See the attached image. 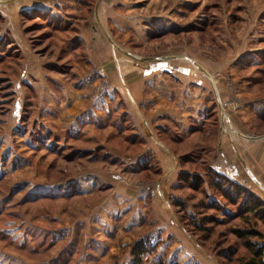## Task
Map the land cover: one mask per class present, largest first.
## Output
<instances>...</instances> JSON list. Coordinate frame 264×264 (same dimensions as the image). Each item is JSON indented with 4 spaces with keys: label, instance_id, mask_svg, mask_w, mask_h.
I'll use <instances>...</instances> for the list:
<instances>
[{
    "label": "crops",
    "instance_id": "crops-1",
    "mask_svg": "<svg viewBox=\"0 0 264 264\" xmlns=\"http://www.w3.org/2000/svg\"><path fill=\"white\" fill-rule=\"evenodd\" d=\"M115 2L0 0V74L4 65L9 70L0 81L4 78L16 95L12 115L21 120L25 114L35 116L36 109L34 123L43 125L47 144L74 149L76 160L87 157L91 164L124 167L123 175L85 176L106 181L97 187L111 191L112 207L121 206L100 208L107 215H119L111 217L114 229L121 230L123 248L133 245L120 264H134L137 246L145 251L141 264H222L199 236L188 232L179 210L185 202L181 185L224 178L245 185L264 204V144H234L211 123L216 109L211 108L209 82L202 77L175 76L170 65L155 72L149 71V64H115L105 29L107 18H114L108 10ZM46 38L56 40L64 63L38 54ZM99 66L108 71L106 94L99 93L101 78L91 70ZM176 67L183 74V67ZM207 132L216 142L200 144L198 154L180 153L189 139ZM116 140L123 149L107 144ZM98 154L104 155L102 161H97ZM203 155L209 156L203 171L185 166ZM141 174H148L141 183L150 185L149 194L143 193L140 182L132 181ZM109 233L106 242L93 238L98 244L92 250L93 264H113L121 257L113 249L119 237Z\"/></svg>",
    "mask_w": 264,
    "mask_h": 264
},
{
    "label": "rangeland",
    "instance_id": "rangeland-1",
    "mask_svg": "<svg viewBox=\"0 0 264 264\" xmlns=\"http://www.w3.org/2000/svg\"><path fill=\"white\" fill-rule=\"evenodd\" d=\"M108 11L114 18L108 17L104 23L109 46L115 51V64H149V71L155 72L165 71L170 65L175 68V76L202 77L209 82L206 87L211 108L216 109L211 123H217L221 133L234 144L244 147L264 144V0H116ZM37 51L41 57L64 63L56 40L46 38ZM160 64L166 66L161 68ZM176 66L183 67V74ZM92 68L93 74L101 78L99 93L106 94L110 87L105 78L108 71L100 66ZM3 71H9L6 65ZM3 76L0 74V78ZM3 79L0 81V264H93L92 250L98 247L97 239L93 238L103 237L106 242L109 232L119 237L120 244L113 249L121 257H116L113 264H120L133 245L123 248L121 230L114 229L116 221L111 218L117 214L100 212V208L114 203L108 202L110 190L97 187L102 183L104 187L107 182L98 183L85 176L123 175L124 167L91 164L87 157L76 160L74 149L59 150L47 144L43 125L34 123L38 110L35 109V116L25 114L21 120L12 115L16 95ZM210 135L207 132L192 137L180 153L198 154L200 144L210 146L216 142ZM226 136L224 140L228 142ZM107 144L123 149L119 140ZM262 153L260 150V159ZM100 154L98 162L104 156ZM208 158L200 156L196 163L185 166L203 171ZM146 175L136 176L132 181L141 183ZM184 183L186 187L181 185L180 196L185 202L179 209L183 222L195 218L194 213L198 223L201 222L200 206L212 205L202 214L221 223L205 224L211 230L209 239L203 243L205 249L230 254L236 264L237 257L245 252L233 230L250 228L264 234V225L250 217L233 216L239 208L248 207L243 197L239 205L232 207L213 189L211 181L203 182L196 192L190 190V183ZM143 184H140L143 193H151L150 185ZM240 186L244 197L260 200L245 185ZM205 189L209 192L206 195ZM115 205L107 209L116 210L120 206ZM234 248L235 255L231 254Z\"/></svg>",
    "mask_w": 264,
    "mask_h": 264
},
{
    "label": "trees",
    "instance_id": "trees-1",
    "mask_svg": "<svg viewBox=\"0 0 264 264\" xmlns=\"http://www.w3.org/2000/svg\"><path fill=\"white\" fill-rule=\"evenodd\" d=\"M211 181L213 185V189L216 192L220 193V197L226 202L229 206H236L239 205V201L244 199V204L248 205L245 209L239 208L238 212L233 216L250 217L253 220H258V222L264 225V204L256 199L251 198L249 196L244 197L242 194L243 188L240 185L234 184L224 178L216 179L212 178L207 182ZM204 181L196 180L190 183V190L196 192L199 191V187L203 184ZM226 184V185H224ZM208 191L205 189L203 193L206 195ZM209 193V192H208ZM243 204V205H244ZM212 206V205H211ZM211 206H209L211 208ZM181 208V204L179 205ZM202 209L201 211V222L198 223L196 218H191L190 221H186V226L190 227V233L194 236H199V239L202 243H205L208 239V232L209 230L205 224L213 223V224H220L221 222L218 221L213 216H207L205 210L209 209L208 206L204 207V205L200 206ZM216 208V207H212ZM221 206L218 207L220 210ZM182 211V210H181ZM200 215V214H199ZM185 221V220H184ZM247 221V220H246ZM250 223V221H249ZM233 234L236 239L241 243L242 249L244 250V254L237 257L235 260L236 264H264V234L255 230V229H244L233 230ZM235 249V248H234ZM145 251L140 248V246L136 247L134 251L135 262L134 264H141L140 256ZM220 259H222L223 264H233L234 259L230 256V254H224L223 252L217 253ZM231 254H237V249L231 251Z\"/></svg>",
    "mask_w": 264,
    "mask_h": 264
}]
</instances>
